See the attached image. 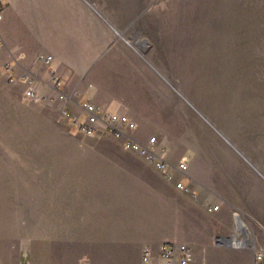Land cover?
Masks as SVG:
<instances>
[{"label": "crops", "instance_id": "crops-1", "mask_svg": "<svg viewBox=\"0 0 264 264\" xmlns=\"http://www.w3.org/2000/svg\"><path fill=\"white\" fill-rule=\"evenodd\" d=\"M113 2L34 1L45 46L29 56L1 25V68L9 62L17 75L34 73L36 88L46 91L48 67L37 58L51 56L69 95L126 113L139 131L167 143L174 162L187 163L191 190L177 189L118 139L0 140V264H140L145 247L157 255L166 241L190 245L194 264H255V253H264V193L245 190L230 157L213 162L204 141L169 140L171 101L149 63L117 39L131 19L118 25L106 17L100 5ZM8 17L5 9L2 20ZM18 100L28 124H36L24 89ZM57 109L70 131L59 102Z\"/></svg>", "mask_w": 264, "mask_h": 264}, {"label": "rangeland", "instance_id": "rangeland-1", "mask_svg": "<svg viewBox=\"0 0 264 264\" xmlns=\"http://www.w3.org/2000/svg\"><path fill=\"white\" fill-rule=\"evenodd\" d=\"M34 1L8 0L10 18L0 22L29 56L45 46ZM110 1L117 2L100 5L106 17L118 25L131 19L117 39L149 63L171 101L169 140L204 141L213 162L230 157L245 190L264 193V0ZM6 58L0 54V140L114 139L85 136L70 125L68 131L55 101L29 100L36 124H28L18 100L25 85L7 81ZM151 134L139 131L143 141Z\"/></svg>", "mask_w": 264, "mask_h": 264}, {"label": "built area", "instance_id": "built-area-1", "mask_svg": "<svg viewBox=\"0 0 264 264\" xmlns=\"http://www.w3.org/2000/svg\"><path fill=\"white\" fill-rule=\"evenodd\" d=\"M7 3L0 0V20L3 19ZM6 47L0 35V51ZM37 61L48 67V77L44 81L46 91L35 86V74L29 72L15 74V68L9 63L3 64V72L8 75L11 83L25 85L24 97L34 102H59L60 112L69 121L72 131L89 137L110 136L121 140L125 149L138 154L150 163L164 177L173 181L175 187L184 192H190V186L184 183L187 163L174 162L171 147L156 135L149 136L145 141L139 138V125L128 114L112 111L95 104L91 99L80 101L65 90V82L51 67V56L40 53ZM76 106L77 109L71 107ZM216 204L210 210H217ZM140 264H194L192 247L186 243L175 241L163 242L159 253L155 255L152 248L143 249ZM255 264H264V253H255Z\"/></svg>", "mask_w": 264, "mask_h": 264}, {"label": "water", "instance_id": "water-1", "mask_svg": "<svg viewBox=\"0 0 264 264\" xmlns=\"http://www.w3.org/2000/svg\"><path fill=\"white\" fill-rule=\"evenodd\" d=\"M238 224H239V227H240V232H241V235H242V237H243V240L245 241L248 232H247V230H246V228H245V224H244V222L242 221L241 218H238Z\"/></svg>", "mask_w": 264, "mask_h": 264}]
</instances>
